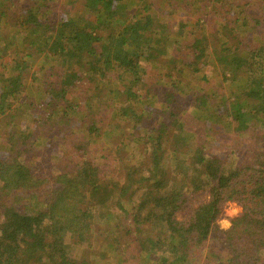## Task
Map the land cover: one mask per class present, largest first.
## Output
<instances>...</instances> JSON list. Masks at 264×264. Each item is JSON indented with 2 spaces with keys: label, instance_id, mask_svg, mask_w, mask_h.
Segmentation results:
<instances>
[{
  "label": "trees",
  "instance_id": "1",
  "mask_svg": "<svg viewBox=\"0 0 264 264\" xmlns=\"http://www.w3.org/2000/svg\"><path fill=\"white\" fill-rule=\"evenodd\" d=\"M19 1L0 0V25L1 17L17 16L14 6ZM45 1H23L30 6L24 7L25 14L20 13L14 21L30 30L25 50L31 53L11 65V71L19 73L16 78L0 79V114L8 128L2 135L8 147L0 149V264H95L87 251L93 250L94 239L102 234L95 229L97 215L103 218L110 210L120 216H116L113 231L108 232V246L120 252L127 251L126 246L142 253L154 251L148 255L151 264L156 263L163 249L167 256H173L171 261L165 256L159 258L163 264H191L192 251L211 241L227 251L224 264H264V66L255 64L258 54L245 52L241 41L229 47L230 42L224 41L235 24L232 16L237 23L234 34L245 31L242 28L247 18L240 21L236 12L227 9L236 7L229 0H83L84 13L46 21L35 14L45 11L43 14L49 16L51 7H46ZM141 3L143 10L132 13L131 9ZM153 5L156 10L150 14L148 7ZM192 6L201 13L195 14ZM180 7L182 11L175 16ZM185 7L192 14L183 18ZM258 23L254 17L251 32L258 33L254 30ZM212 49L216 61L210 55ZM32 52L45 53L55 63L57 80L46 85L38 103L28 104L35 116L32 124L20 123L19 129L14 125V114L22 110L23 103L13 107L22 92L20 83L26 71L22 60L31 57ZM158 57L163 62L173 58L177 68L184 61L193 71H204V65L217 70L221 79L215 93L227 81L240 76L246 79L238 95L227 98L223 94L213 100L216 94L212 96L203 89L195 92L194 102L197 110L212 111L206 131L227 123L231 134H242L249 148L246 152L255 150L253 155L245 154L243 164L231 167L227 159L220 160L208 152L201 128H196L198 137L189 135L190 139L167 130L156 139L145 137V141L144 137L132 136L137 143L152 141L148 151L143 152L144 161L132 165L121 161L126 158L117 157L122 148L115 141L118 136L107 129L111 125L105 127V114L115 112V118H128L133 122L132 129H137L143 116L138 113V104L150 91L144 87L151 72L145 64H152ZM210 59L215 61L211 66ZM254 65L258 69L253 71ZM50 68L54 69L52 63L47 71ZM182 70L179 68L178 74ZM111 73L113 78L108 82ZM203 80L209 81L205 76ZM171 99L176 97L169 91L162 94V114L172 110L161 127L182 110L180 106L171 107ZM113 100L118 105H113ZM154 111L157 116L161 110ZM38 135L58 137L57 145H65V152L59 153L62 158L56 153L59 160L46 159L34 152L29 139L34 141ZM98 138L117 143L115 151L103 140L99 146L94 144L103 152L109 150L106 164L91 155V141ZM181 139L186 140L184 145L179 144ZM120 144L125 146L123 141ZM166 144L172 148L167 152ZM169 152L172 156H167ZM113 171L118 172L117 177ZM196 193H207V201H198L189 218L177 219V213ZM135 194L139 205L128 211L125 200ZM227 202L237 203L241 213L230 220L228 229H221L217 221ZM122 226L127 229L120 230ZM66 238L72 245L88 247L80 250L81 255H72ZM88 253L99 257L96 252ZM204 259L209 261L207 255Z\"/></svg>",
  "mask_w": 264,
  "mask_h": 264
},
{
  "label": "rangeland",
  "instance_id": "2",
  "mask_svg": "<svg viewBox=\"0 0 264 264\" xmlns=\"http://www.w3.org/2000/svg\"><path fill=\"white\" fill-rule=\"evenodd\" d=\"M26 0H20L19 2H16L14 9L16 11L17 16H5L1 17V25H0V55H3L0 58V79L1 81L14 79L18 76L19 73H16V71H11V65L14 64V61L20 60L23 58L24 54H29L31 52H26L25 49H28V41L26 40L27 36H30V30L29 29H22L18 26L17 21H14L15 17H19L20 13H24L22 10L24 7L28 8L30 5H25ZM74 1V2H73ZM161 2L168 1L169 0H160ZM171 2L177 1V0H170ZM230 4H234V6H230L227 9H230L232 12H236V15L238 18H240V21L243 18H247L248 21L245 25H243V30L245 31L240 32L238 34H234V29L236 26L235 17L232 16V12H230V16H232V20L235 22L233 30L230 32L229 37H225L224 41L230 42L228 46L232 45V42L241 41L244 43L245 49H247L245 52H252L257 53V59L255 60L256 63H260L264 66V0L263 2H260V0H229ZM82 2L83 0H46L45 6L51 7L49 8V16L46 14H43L45 11L41 12H35L36 16L40 19L46 21H51L52 18L59 19L62 16L67 15H78L80 14L82 9ZM165 3V2H164ZM188 7V2L186 3ZM229 4V5H230ZM10 4H7L5 9L8 10ZM137 6V5H136ZM167 7V6H165ZM164 7V8H165ZM144 5L141 3V5L138 7L131 9L132 13H139L143 10ZM195 10V14L201 13V10L199 12H196L197 9H195L193 6L190 8L191 10ZM43 10H45L43 8ZM148 12L152 14L154 10H156L155 5L148 7ZM27 11V10H26ZM181 7L177 10V13L174 12V15L177 16L181 12ZM8 12V11H7ZM84 13V11L82 12ZM81 13V14H82ZM209 13V12H208ZM25 14V13H24ZM192 13L185 7L183 9V18L188 17ZM198 15V14H197ZM251 15V16H250ZM180 16V17H181ZM221 17V16H220ZM257 17L259 19V23L256 24V32L252 31L253 25V18ZM177 21L180 20L176 19ZM261 22V23H260ZM240 23V22H239ZM255 25V24H254ZM187 34V33H186ZM186 34H180L181 36ZM204 35H206V30H204ZM180 36V37H181ZM182 36V37H183ZM208 37H211V34L208 33ZM179 38V37H177ZM222 38V36H221ZM176 39V38H175ZM241 39V40H238ZM9 44L7 47L6 45ZM176 47V46H175ZM31 49V48H30ZM19 50H22V52H18ZM5 52V55L2 52ZM17 51V52H15ZM176 52V51H174ZM215 50L212 49L211 56L214 58L213 53ZM243 54V53H242ZM247 54V53H245ZM190 58H192L191 55H189ZM216 61V59L214 58ZM213 59H210V66L215 62ZM23 64L26 67V71L22 76L21 79V86H22V92L19 96H16L18 98V102L14 104L13 108H17L21 103H23L22 110H18L15 112L14 116V125L19 126V129H22L23 124H32V118L35 116V113L31 111V107H28L29 105H34L35 103H38V99L40 95L43 94V92L46 89V85L50 84L51 81H56L57 78L55 76V73L57 72V67L54 62H51L49 57L45 53H39L36 54L35 52H32L31 57L27 56V58H24ZM27 62L28 65H32V67L28 68V65L25 63ZM53 64L54 69H49L48 66L50 63ZM250 62L253 63L254 60L252 58L250 59ZM59 64V63H58ZM168 65V66H166ZM146 67L151 69V72L148 76L145 78V89H150V91L146 94L145 98L142 101L141 104H138L139 111L138 113H141L142 120H139V124L137 126V129L133 130V122L131 120H128V118H124L123 116H115L111 113L105 114V117L108 121L105 122V127L109 126L107 129H111L115 136H118L117 140L115 141L125 143V146L118 143L122 150L118 151L121 153V158H126V160H121L122 162H127L130 164L138 165L139 163L144 161V151H148L147 148L151 147V142L149 144H143V141H145V137H153V139H156V137L162 133L163 130H167L166 132H169L170 134H183L187 137V139L195 136L198 137V129L201 128L200 132L202 137L206 139L207 143V151L212 153L213 155H216L219 157L220 160L227 159L228 164H232L231 167H235L237 165L243 164L244 156L247 155H253L255 150H250L247 146V143L243 141L242 134L239 135H233L231 134L232 131L228 127L227 123H223L224 127H219L218 125L211 131H206L205 127L210 124L211 119V112H202L200 110H197L195 108L196 103V91L200 90H209V94L215 93V86L218 83V81L221 79L219 76V73L217 70L213 69L212 67H209L207 65H204V71H201L202 68H198L199 70L193 71L191 67L187 68L184 61L179 62V68L183 69L181 73L178 74L177 62L173 58L167 59L166 62H163L161 58H155L153 60L152 64L148 63L145 64ZM189 70H185V69ZM258 69L256 65H254L253 71ZM206 72V74H205ZM204 76L206 79H209V81H202L204 79ZM24 77V78H23ZM241 78L237 80H230L225 82L221 87L218 88L216 94V97H213V100H218L223 94L225 97H229L228 95L234 96L238 95L244 86L247 84L246 79ZM113 73L109 75L108 82L112 80ZM113 82H116L115 80ZM112 82V83H113ZM149 82H155L156 84L154 86H151ZM111 83V84H112ZM165 91H169L171 94L175 95L176 99H171V107L174 106H180L181 111L173 118V121H171V129H170V123L167 126L161 127V123H165L163 120L167 119L168 113L172 108H170L167 112V114H162L163 110L165 109V106H163L161 97L162 94ZM144 92V90L142 91ZM141 92V93H142ZM88 94V93H87ZM107 94V92H105ZM220 94V95H219ZM24 97V98H23ZM113 97V95H111ZM23 98V101L21 102V99ZM90 98H87V102H89ZM19 104V105H18ZM113 105H118V102L116 100H113ZM33 108V107H32ZM161 110L159 111L161 114L156 116L154 110ZM167 115V116H166ZM156 116V117H155ZM153 117V118H152ZM213 117V116H212ZM198 118V119H197ZM4 118V115L0 114V149H4V147H8V145L5 144V140L2 137L4 133L7 131V127L4 126V122L2 121ZM2 121V123H1ZM175 121V122H174ZM174 122V123H173ZM21 123V125H20ZM19 124V125H18ZM233 125V124H232ZM232 128V127H231ZM170 129V130H169ZM196 129V130H195ZM156 130V131H155ZM264 130V127H263ZM106 131V130H105ZM109 131V130H108ZM112 131H109L110 134H112ZM155 131V132H153ZM124 132V133H123ZM108 133V132H106ZM205 133H207L205 135ZM109 134V133H108ZM189 135L191 137H189ZM134 139H142L143 141H139L138 143L133 140ZM200 139V138H198ZM215 140V142H212V140ZM106 142L108 145L110 142L106 141L104 138L96 141H91L90 147L92 152V157H94V160L96 159L99 163L106 164L109 160H105L108 156V151H101L100 148L94 147V144L97 146L100 145V142ZM165 141V139H163ZM30 143L33 145L34 152H37L41 154L42 156L47 157L46 159L56 158L59 160V158L62 156L59 154L61 152H65V145L58 146V137H48L44 135H38V137L33 141L29 139ZM186 140L181 139L180 145L182 142ZM34 142V143H33ZM116 143V144H117ZM116 144L110 143V148L115 151ZM169 144V143H168ZM166 144V152L171 150L172 148L170 145ZM123 146V147H122ZM57 151V152H56ZM127 151V152H126ZM34 152L31 155L34 156ZM58 154V157L56 155ZM127 153H130L132 157H129ZM235 153L238 154V156L235 155ZM170 154V155H169ZM178 155V154H177ZM167 156H172V154L169 152ZM56 160V161H57ZM106 161V162H104ZM53 162V161H52ZM56 163V162H55ZM58 164V162L56 163ZM119 166V165H118ZM119 169V168H118ZM114 177L118 176L117 171H113ZM134 198H129V200H125V207L128 211H131V207L135 205H139L138 195L135 194L133 196ZM208 194L207 193H196L188 200V204L186 208L177 213V219L179 220H185L189 218L192 215V211L194 207L197 205L198 201H207ZM201 199V200H200ZM98 210H96L97 212ZM100 211V210H99ZM110 213L106 215L103 218H100V216L97 215L96 220V231H101L102 234H99L97 238L94 239L92 245L93 250H88L92 253L96 252L95 254H98L99 257L91 256L90 253L87 251V257L94 261L95 264H151L149 260V253H153L152 251H146V252H140L138 251L134 246L130 249L128 246L125 248L126 250H123V252H120L117 249H113L112 247H109V243L106 240L109 237L108 232L113 231L116 216H120L116 214L113 211H109ZM241 213V207L234 202H227L224 204L222 209V215L217 221L218 226L221 229H228L231 225L230 220L235 218ZM120 230L124 231L126 230V226L119 227ZM142 228V227H141ZM132 231L134 234L136 233V229L134 231V228H132ZM124 233V232H123ZM108 235V237H107ZM95 237V236H94ZM141 237V236H140ZM121 238L119 239V242H121ZM125 241V240H123ZM66 242L69 245L71 249L72 255H81L80 250H84L88 247V245H82L75 246L68 242V239L66 238ZM123 244V243H122ZM103 250V251H102ZM129 250V252H128ZM131 251V252H130ZM161 256L159 258H163L164 256L167 257L168 261L172 260V255L166 254L165 249L161 250ZM227 251L223 249L218 243L216 242H209L206 243L205 247L201 248H195L192 253L190 254V263L191 264H203L204 261H207V259H204V257L207 255L209 258V261H207L208 264H224L227 259ZM130 254V255H129ZM156 259L155 264H163V261L161 262L160 259Z\"/></svg>",
  "mask_w": 264,
  "mask_h": 264
}]
</instances>
